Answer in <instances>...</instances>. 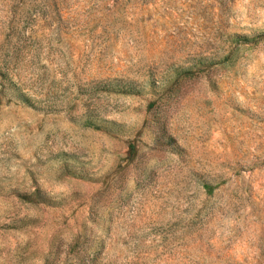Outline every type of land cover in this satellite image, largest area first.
<instances>
[{
    "label": "rangeland",
    "instance_id": "1",
    "mask_svg": "<svg viewBox=\"0 0 264 264\" xmlns=\"http://www.w3.org/2000/svg\"><path fill=\"white\" fill-rule=\"evenodd\" d=\"M0 264H264V0H0Z\"/></svg>",
    "mask_w": 264,
    "mask_h": 264
}]
</instances>
